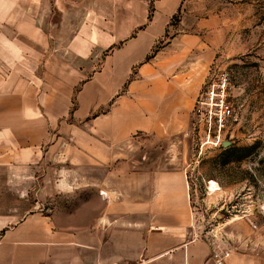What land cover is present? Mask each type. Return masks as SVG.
<instances>
[{
  "label": "rangeland",
  "instance_id": "1",
  "mask_svg": "<svg viewBox=\"0 0 264 264\" xmlns=\"http://www.w3.org/2000/svg\"><path fill=\"white\" fill-rule=\"evenodd\" d=\"M68 2L75 12L85 2L106 24L76 29L60 21ZM144 8L172 13L153 32L159 40L150 57L161 54L167 78H184L181 100L194 106L169 142L145 130L121 139L114 120L137 117L119 109L133 97L127 85L95 113L78 111L83 82L103 71L111 50L150 32L149 25L111 30L110 18ZM222 85L231 116L219 128V98H205ZM64 136L67 143L57 142ZM100 137L106 166L98 164ZM3 186H11L12 207L25 200L20 211L32 234L0 238V264H106L114 257L116 186H134L136 202L164 190L172 205L185 198L189 219L180 228L188 237L213 250L263 255L264 0H0V197ZM101 216L108 220L100 224Z\"/></svg>",
  "mask_w": 264,
  "mask_h": 264
},
{
  "label": "crops",
  "instance_id": "2",
  "mask_svg": "<svg viewBox=\"0 0 264 264\" xmlns=\"http://www.w3.org/2000/svg\"><path fill=\"white\" fill-rule=\"evenodd\" d=\"M175 1L177 3L179 0ZM75 6L76 12L74 9L71 11L69 2L66 3L61 9L66 11L65 16L58 14V17H61L60 21L81 25L75 27L76 29H86L87 24H106V16L98 10L90 12V5L87 8L85 2L76 3ZM171 16L172 13L168 12L164 14L156 12L153 16L144 8L139 13L131 12L129 9L123 10L110 18L108 23L111 24L109 27L111 30L134 31L141 30L142 25H149L150 32H141L138 37L130 38L120 47L113 48L115 45L113 42L106 48L113 49L111 48L104 61L103 71L95 73L83 82L78 111H87V115L95 113L107 103L108 96L110 98L118 94L122 86L127 85L128 93L133 97L129 99L127 106L119 109L128 116L131 111H135L137 117L125 116L123 119L114 120V126L122 128L121 139L134 131L145 130L165 140L164 142H169L173 134L187 126L189 112L194 106H188L184 99L181 100L186 88L184 78L181 76H176L174 80L167 78L163 74L162 62L157 61L162 59L161 54L157 53L150 57L159 40L157 34L153 32L166 27ZM96 29L101 30L104 27ZM67 138L69 137H60L57 142L67 143ZM83 139V143L88 144L83 146L81 152L90 159V140L87 142L85 137ZM107 144V140H101L100 137L98 141L100 166H106L108 163ZM120 158L118 155L115 161ZM1 190L3 191V196L0 197L1 241L23 240L32 234V232L28 234L29 218L25 210L20 211V205H24L25 200L19 196L12 207L11 186L7 189L3 186ZM135 190L134 186L114 188L115 193L120 192L121 198L116 199L113 204V221L116 223L114 257L106 264H217L213 257L214 250L209 244L191 239L188 233L180 228L189 219L190 205L185 198L180 199L179 205H172L170 195L164 190L159 198L150 202L146 199L136 202ZM105 194L106 199H110L109 195ZM123 195L130 198L124 199ZM104 219L107 221L108 217L105 216ZM104 219L101 216L99 223L102 224ZM34 233L36 237L37 232ZM24 248V251H27L26 247ZM30 250L34 251L35 248ZM4 254L6 255V251L0 254L1 257ZM226 264H264V254L232 253Z\"/></svg>",
  "mask_w": 264,
  "mask_h": 264
},
{
  "label": "built area",
  "instance_id": "3",
  "mask_svg": "<svg viewBox=\"0 0 264 264\" xmlns=\"http://www.w3.org/2000/svg\"><path fill=\"white\" fill-rule=\"evenodd\" d=\"M225 94V85H222V87L219 89V92L215 93V90L213 88H210L206 93V100L214 101L215 97L219 98L216 101V108H215V125H217L219 128H222L225 125V120L231 116V109L229 106L226 105L223 97ZM202 102H198L197 111L200 112L199 106H202ZM231 252L226 251H218L214 249L213 257L216 260L217 264H226L227 260L231 257Z\"/></svg>",
  "mask_w": 264,
  "mask_h": 264
},
{
  "label": "bare ground",
  "instance_id": "4",
  "mask_svg": "<svg viewBox=\"0 0 264 264\" xmlns=\"http://www.w3.org/2000/svg\"><path fill=\"white\" fill-rule=\"evenodd\" d=\"M211 188H212V190H219L220 189L218 184L216 182H214V181L211 183Z\"/></svg>",
  "mask_w": 264,
  "mask_h": 264
},
{
  "label": "water",
  "instance_id": "5",
  "mask_svg": "<svg viewBox=\"0 0 264 264\" xmlns=\"http://www.w3.org/2000/svg\"><path fill=\"white\" fill-rule=\"evenodd\" d=\"M227 144V143H226ZM226 144H224V146H226Z\"/></svg>",
  "mask_w": 264,
  "mask_h": 264
}]
</instances>
